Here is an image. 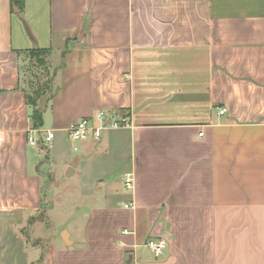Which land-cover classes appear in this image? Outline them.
Instances as JSON below:
<instances>
[{"label":"crops","instance_id":"0c3cea01","mask_svg":"<svg viewBox=\"0 0 264 264\" xmlns=\"http://www.w3.org/2000/svg\"><path fill=\"white\" fill-rule=\"evenodd\" d=\"M104 109L130 124L66 143ZM0 264H264V0H0Z\"/></svg>","mask_w":264,"mask_h":264},{"label":"built area","instance_id":"2783aa9c","mask_svg":"<svg viewBox=\"0 0 264 264\" xmlns=\"http://www.w3.org/2000/svg\"><path fill=\"white\" fill-rule=\"evenodd\" d=\"M226 112V107L219 108L220 114H224ZM129 124V116H116L111 111L104 109L98 111V113H96V115L94 116L83 118L71 124L68 128V134L73 143H77L87 139L98 140L101 138L103 130L108 128H121L128 126ZM33 131L43 134L38 138H36L33 134L29 136V144L32 146L48 144L54 137V132L52 130L41 131L39 129H35ZM75 150H78L77 146H75ZM125 185L127 188L133 186V178L129 174L125 178ZM126 207H132V203L126 204ZM146 244L155 255L162 254L168 245L166 238L162 236L151 237Z\"/></svg>","mask_w":264,"mask_h":264},{"label":"rangeland","instance_id":"374dc122","mask_svg":"<svg viewBox=\"0 0 264 264\" xmlns=\"http://www.w3.org/2000/svg\"><path fill=\"white\" fill-rule=\"evenodd\" d=\"M43 63L38 61V59L31 57L29 53H26L25 58L23 60V82L27 86V89L30 93H35V89L37 83L40 81L41 83V93L43 94L42 99L44 102L48 103V99L51 93L50 86H53V68L51 67V63L48 56L42 58ZM68 141V142H67ZM66 143H70L73 146V141L68 137ZM73 148V147H72ZM57 175H62V167L57 171ZM67 181L63 184L62 189L63 193L60 199L61 205L68 203L67 196ZM30 226L25 228V236L29 241H34Z\"/></svg>","mask_w":264,"mask_h":264},{"label":"trees","instance_id":"16d2710c","mask_svg":"<svg viewBox=\"0 0 264 264\" xmlns=\"http://www.w3.org/2000/svg\"><path fill=\"white\" fill-rule=\"evenodd\" d=\"M31 55V57L38 59V61L43 63V57L49 56V50L45 48H34L30 49L27 51ZM41 83L40 81L37 83L35 93H30L29 90L27 89L26 91V97H27V102L32 108V112L30 115V118L32 120V125L33 128L38 129L43 125V111L44 108L47 106L48 103L44 102L42 99L43 94L40 92L41 91ZM51 93L48 99H51L52 94H53V86H50Z\"/></svg>","mask_w":264,"mask_h":264},{"label":"water","instance_id":"95a60500","mask_svg":"<svg viewBox=\"0 0 264 264\" xmlns=\"http://www.w3.org/2000/svg\"><path fill=\"white\" fill-rule=\"evenodd\" d=\"M68 175V174H67Z\"/></svg>","mask_w":264,"mask_h":264}]
</instances>
